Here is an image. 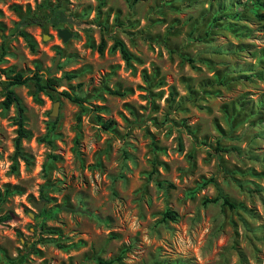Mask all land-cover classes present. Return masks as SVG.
Instances as JSON below:
<instances>
[{
	"label": "rangeland",
	"instance_id": "rangeland-1",
	"mask_svg": "<svg viewBox=\"0 0 264 264\" xmlns=\"http://www.w3.org/2000/svg\"><path fill=\"white\" fill-rule=\"evenodd\" d=\"M53 5L0 0V69L58 80L17 147L0 83V264H264V0H64L30 48Z\"/></svg>",
	"mask_w": 264,
	"mask_h": 264
},
{
	"label": "trees",
	"instance_id": "trees-1",
	"mask_svg": "<svg viewBox=\"0 0 264 264\" xmlns=\"http://www.w3.org/2000/svg\"><path fill=\"white\" fill-rule=\"evenodd\" d=\"M64 0H54V5L51 7L48 12H37V11H30L24 14H21L17 23H16V32L23 38L26 44L33 48V41L31 40L30 36L23 30L24 26L27 25H37L43 26L45 24H50L51 26H57L60 22L66 20V14L62 7V3ZM261 16V15H257ZM264 16V14H263ZM113 46L117 47L120 55L124 59L125 62L128 61L129 55L127 53L126 48L124 47L123 43L119 40L113 41ZM241 74V73H239ZM1 75L4 76V81L0 79V83L4 82V100L3 104L5 106L12 105L15 110V124H16V137H15V146L17 147L19 144V140L25 137L26 132L24 131L23 127V111L24 108L13 91L12 87L15 85L25 84L28 81H31L34 87V91H42L45 89L55 90L58 85V80L55 76H47L42 77L41 74L38 73V70L35 69L29 74H23L21 72H9L7 70L0 69V77ZM63 95L67 100L81 105L83 100L80 96L71 93L68 90L62 89L59 92ZM101 125L105 128L109 126V121L101 122ZM52 125L49 126V130H51ZM217 150H225L221 149L220 147H215ZM220 200L221 204L226 205L228 208H234L235 204L228 200L225 196L216 195L210 201ZM48 213L41 211L40 215H47ZM165 215L167 217H172V213L170 211H166ZM1 220V219H0ZM102 263V262H101Z\"/></svg>",
	"mask_w": 264,
	"mask_h": 264
},
{
	"label": "water",
	"instance_id": "water-1",
	"mask_svg": "<svg viewBox=\"0 0 264 264\" xmlns=\"http://www.w3.org/2000/svg\"><path fill=\"white\" fill-rule=\"evenodd\" d=\"M57 34H58V36L61 37L62 41H65L69 37V33L65 29H57ZM43 38L45 39L46 36H43ZM56 61H57V58H55L53 61V67L51 68V71H54ZM56 103L57 102H54L52 105L51 115L55 114ZM31 203L36 207V209H39L41 207V203H39V204L34 203V202H31Z\"/></svg>",
	"mask_w": 264,
	"mask_h": 264
}]
</instances>
